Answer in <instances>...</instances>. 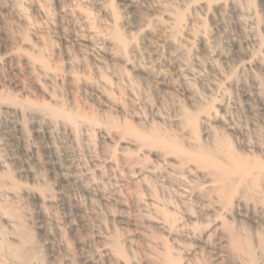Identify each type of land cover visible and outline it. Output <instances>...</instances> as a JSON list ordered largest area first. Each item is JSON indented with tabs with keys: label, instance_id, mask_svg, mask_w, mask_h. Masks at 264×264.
<instances>
[{
	"label": "rangeland",
	"instance_id": "rangeland-1",
	"mask_svg": "<svg viewBox=\"0 0 264 264\" xmlns=\"http://www.w3.org/2000/svg\"><path fill=\"white\" fill-rule=\"evenodd\" d=\"M153 136L264 164V0H0V264H264V169Z\"/></svg>",
	"mask_w": 264,
	"mask_h": 264
},
{
	"label": "bare ground",
	"instance_id": "bare-ground-1",
	"mask_svg": "<svg viewBox=\"0 0 264 264\" xmlns=\"http://www.w3.org/2000/svg\"><path fill=\"white\" fill-rule=\"evenodd\" d=\"M62 111L56 110V109H49V113L52 115H63L65 118H67L70 121L74 120V116L72 114H63ZM191 118V117H189ZM137 137L143 139L146 138L145 135L138 134ZM153 142L164 149L171 150L173 148L175 152H177L180 155L189 157H194L198 159L201 163L204 165H212L217 169V178L219 183L221 184L219 187V192L223 194L225 192V176H229L232 173L238 174L239 176L245 177L248 174L252 173L254 169H264V164H260L258 162H251L248 163L244 159L239 158L236 156L232 151H228V156L226 160V165H218L214 160L211 159L213 155V149H209L202 145L200 146L198 150H196L193 153H189L185 151L184 149H181L179 147V143L175 140L166 139V138H158L157 136H153ZM257 180V179H256ZM218 190V189H217ZM234 239V238H233Z\"/></svg>",
	"mask_w": 264,
	"mask_h": 264
}]
</instances>
